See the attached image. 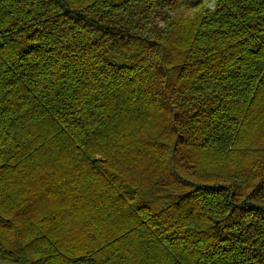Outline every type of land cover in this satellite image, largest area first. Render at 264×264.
Masks as SVG:
<instances>
[{"label":"trees","instance_id":"16d2710c","mask_svg":"<svg viewBox=\"0 0 264 264\" xmlns=\"http://www.w3.org/2000/svg\"><path fill=\"white\" fill-rule=\"evenodd\" d=\"M0 260L264 264V0H0Z\"/></svg>","mask_w":264,"mask_h":264},{"label":"crops","instance_id":"0c3cea01","mask_svg":"<svg viewBox=\"0 0 264 264\" xmlns=\"http://www.w3.org/2000/svg\"><path fill=\"white\" fill-rule=\"evenodd\" d=\"M0 264H21V263L10 262L7 260H0Z\"/></svg>","mask_w":264,"mask_h":264}]
</instances>
